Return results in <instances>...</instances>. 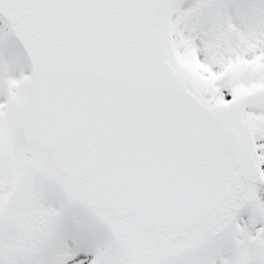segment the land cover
I'll return each instance as SVG.
<instances>
[{
	"label": "snow or ice",
	"instance_id": "obj_1",
	"mask_svg": "<svg viewBox=\"0 0 264 264\" xmlns=\"http://www.w3.org/2000/svg\"><path fill=\"white\" fill-rule=\"evenodd\" d=\"M0 264H264V0H0Z\"/></svg>",
	"mask_w": 264,
	"mask_h": 264
}]
</instances>
